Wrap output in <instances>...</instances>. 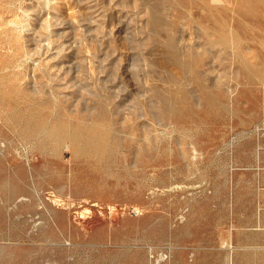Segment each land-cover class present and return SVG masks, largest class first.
Instances as JSON below:
<instances>
[{
    "label": "rangeland",
    "instance_id": "374dc122",
    "mask_svg": "<svg viewBox=\"0 0 264 264\" xmlns=\"http://www.w3.org/2000/svg\"><path fill=\"white\" fill-rule=\"evenodd\" d=\"M0 89V264H264V0H0Z\"/></svg>",
    "mask_w": 264,
    "mask_h": 264
},
{
    "label": "bare ground",
    "instance_id": "6f19581e",
    "mask_svg": "<svg viewBox=\"0 0 264 264\" xmlns=\"http://www.w3.org/2000/svg\"><path fill=\"white\" fill-rule=\"evenodd\" d=\"M250 1H251V0H250ZM246 6H247V5H246ZM153 11H154V10H153ZM18 27H19V25H18ZM22 28H23V27H22ZM6 53H7V52H6ZM17 56H18V55H17ZM15 57H16V56H15ZM20 66H22V65H20ZM12 69L14 70L13 66H12ZM12 69H11V70H12ZM23 69H24V68H23ZM23 69H22V70H23ZM4 70H5V69H4ZM7 71H8V70H7ZM7 71H6V72H7ZM15 71H16V70H15ZM15 73H16V72H15ZM17 73H18V72H17ZM5 74H6V73H5ZM10 75H11V74H10ZM12 75H13V74H12ZM21 76H22V75H21ZM19 77H20V76H19ZM22 77H23V76H22ZM10 78H13V77H10ZM4 79H5V78H4ZM32 79H33V78H32ZM1 80H2V79H1ZM11 80H12V79H11ZM16 80H17V78H16ZM33 80H34V79H33ZM33 80H32V81H33ZM6 81H7V80H6ZM9 83H10V82H9ZM7 84H8V83H7ZM5 85H6V84H5ZM32 85H33V84H32ZM34 86H35V85H34ZM2 88H3V87H2ZM6 88H7V87H6ZM13 88H14V87H13ZM22 89H23V88H22ZM30 89H31V88H30ZM36 89H37V88H36ZM0 90H1V89H0ZM2 90H3V89H2ZM17 90H18V88H17ZM14 91H16V89H14ZM20 91H21V87H20ZM6 92H7V91H6ZM31 92H32V91H31ZM42 92H43V91H42ZM15 93H16V92H15ZM15 93H14V94H15ZM18 93H20V92H18ZM21 93H22V92H21ZM8 94H9V93H8ZM51 94H53V92H52ZM15 95H17V93H16ZM22 95H24V94H22ZM33 95H34V94H33ZM5 96H6V95H5ZM18 96H19V98H20L21 95L19 94ZM18 96H16V98H17ZM58 96H59V95H58ZM12 97H13V95H12ZM22 97H23V96H22ZM54 97H55V96H54ZM24 98H25V97H24ZM27 98H28V97H27ZM12 99H13V98H12ZM14 99H15V98H14ZM14 99H13V100H14ZM36 99H37V98H36ZM42 99L45 100L44 98H42ZM16 100H18V99H16ZM20 100L22 101L23 99H20ZM43 100H42V101H43ZM51 100H53V99H51ZM56 100H58V99H56ZM1 101H2V100H1ZM11 101H12V100H11ZM14 101H15V100H14ZM54 101H55V100H54ZM9 102H10V101H9ZM15 102H16V101H15ZM24 102H26V101H24ZM36 102H37V101H36ZM36 102H33V103H36ZM26 103H27V102H26ZM31 103H32V102H31ZM37 103H38V102H37ZM24 104H25V103H24ZM46 104H47V103H46ZM31 105H32V104H31ZM43 105H45V104H43ZM58 105H59V104H58ZM177 105H178V104H177ZM15 106H17V105L15 104ZM15 106H13V108H14ZM26 106H27V105H26ZM38 106H39V104H38ZM175 106H176V105H175ZM178 106H179V105H178ZM4 107H5V106H4ZM4 107H3V108H4ZM11 107H12V106H11ZM18 107H19V106H18ZM22 107H23V106H22ZM33 107H34V106H33ZM43 107H44V106H43ZM59 107H60V106H59ZM61 107H62V106H61ZM5 108H6V107H5ZM37 108H38V107H37ZM182 108H183V107H182ZM198 108H199V107H198ZM9 109H10V108H9ZM32 109H33V108H32ZM56 109H58V108H56ZM59 109H61V108H59ZM59 109H58V110H59ZM183 109H184V108H183ZM5 110H6V109H5ZM5 110H3V111H5ZM7 110H8V109H7ZM23 110H25V109H23ZM40 110H41V109H40ZM40 110H39V112L42 111V110H41V111H40ZM12 111H13V110H12ZM43 111H44V110H43ZM59 111H60V110H59ZM62 111H63V110H62ZM179 111H180V110H179ZM181 111H183V110L181 109ZM22 112H23V111H22ZM29 112H30V111H29ZM37 112H38V111H37ZM35 113H36V112H35ZM54 113H55V112H54ZM58 113H59V112H58ZM4 114H5V113H4ZM23 114H24V113H23ZM48 114H49V113H48ZM52 115H53V114H52ZM57 115H58V114H57ZM0 116H1V115H0ZM33 116H35V115H33ZM39 116H41V115H39ZM55 116H56V115H55ZM8 117H9V116H8ZM59 117L61 118V116H59ZM5 118H6V117H5ZM34 118H35V117H34ZM36 118H37V117H36ZM42 118H43V117H42ZM55 118H56V117H55ZM63 118H64V117H63ZM102 118H103V117H102ZM24 119H25V118H24ZM40 119H41V118H40ZM52 119H53V118H52ZM56 119H57V118H56ZM73 120H74V119H73ZM6 121H7V120H6ZM27 121H28V120H27ZM31 121H32V119H31ZM37 121H38V120H37ZM37 121H36V124H37ZM46 121H47V120H46ZM46 121H45V122H46ZM49 121H51V120H49ZM59 121H60V119H59ZM69 121H70V120H69ZM81 121H82V120H81ZM97 121L99 122V125H100V121H99V119H97ZM103 121L105 122V120H103ZM3 122H4V121H3ZM34 122H35V120H34ZM45 122H43V123H45ZM60 122H61V121H60ZM11 123H12V121H11ZM23 123H24V122H23ZM30 123H31V122H30ZM43 123H42V124H43ZM49 123H50V122H49ZM56 123H57V122H56ZM68 123H69V122H68ZM75 123H76V122H75ZM83 123H84V122H83ZM34 124H35V123H34ZM16 125H17V124H16ZM27 125H28V123H27ZM32 125H33V124H32ZM51 125H52V124H51ZM54 125H55V124H54ZM57 125H58V124H57ZM70 125H71V124H70ZM72 125H73V124H72ZM89 125H90V124H89ZM89 125H88V126H89ZM35 126H36V125H35ZM37 126H38V124H37ZM40 126H41V125H40ZM45 126L48 127L47 125H45ZM60 126H61V124H60ZM83 126H84V125H83ZM88 126H87V127H88ZM92 126H94V125L92 124ZM95 126H97V125H95ZM100 126H101V125H100ZM102 126H103V125H102ZM105 126H106V125H105ZM21 127H22V126H21ZM23 127H24V125H23ZM33 127H34V126H33ZM33 127H32V128H33ZM38 127H39V126H38ZM38 127H37V128H38ZM49 127H50V126H49ZM58 127H59V126H58ZM69 127H70V126H69ZM72 127H74V126H72ZM103 127H104V126H103ZM9 128H11V127H9ZM42 128H43V127H42ZM52 128H54V127H52ZM52 128H51V129H52ZM43 129H44V128H43ZM43 129H42V130H43ZM78 129L80 130V128H78ZM102 129H103V128H102ZM102 129H101V130H102ZM10 130L12 131V129H10ZM38 130H39V129H38ZM61 130H63V128H62ZM68 130H69V128H68ZM68 130L66 129L65 131H68ZM85 130H87V129H85ZM101 130H99V131H101ZM103 130H104V129H103ZM26 131H27V130H26ZM34 131H35V129H34ZM52 131H53V130H52ZM55 131H56V130H55ZM58 131H60V130H58ZM65 131H64V132H65ZM14 132H15V131H14ZM24 132H25V131H24ZM27 132H28V131H27ZM48 132H49V131H48ZM79 132H80V131H79ZM81 132H82V131H81ZM83 132H84V130H83ZM85 132H86V131H85ZM87 132H88V131H87ZM30 133H32V132H30ZM50 133H51V132H50ZM92 133H93V132H92ZM100 133H101V132H100ZM102 133H104V131H102ZM102 133H101V134H102ZM20 134H21V133H20ZM41 134H42V133H41ZM71 134H72V133H71ZM80 134H81V133H80ZM97 134H98V133H96V135H97ZM104 134H105V133H104ZM104 134H103V135H104ZM23 135H24V134H23ZM59 135H60V133H59ZM65 135H66V134H65ZM73 135H75V134H73ZM78 135H79V134H78ZM83 135H84V134H83ZM89 135H91V134H89ZM93 135H95V134H93ZM16 136H17V135H16ZM18 136H19V135H18ZM21 136H22V134H21ZM26 136H27V135H26ZM29 136H31V135H29ZM34 136H35V135H34ZM57 136H58V135H57ZM67 136H68V135H67ZM67 136L65 137V139H67ZM97 136H98V135H97ZM97 136H95V137H97ZM99 136H102V135H99ZM106 136H107V135H106ZM48 137H49V136H48ZM52 137H53V136H52ZM62 137H63V136H62ZM62 137H61V138H62ZM73 137H74V136H73ZM82 137H83V136H82ZM88 137H89V136H88ZM36 138H37V136H36ZM57 138H58V137H57ZM61 138H60V139H61ZM84 138H85V137H84ZM84 138H83V139H84ZM91 138H92V137H91ZM93 138H94V137H93ZM93 138H92V139H93ZM98 138H99V137H98ZM105 138H106V137H105ZM30 139H31V138H30ZM38 139H39V138H38ZM78 139H79V138H78ZM89 139H90V138H89ZM92 139H90V140H92ZM100 139H101V138H99L98 140H100ZM10 140H11V139H10ZM61 140H62V139H61ZM31 141H34V140H31ZM59 141H60V140H59ZM79 141H80V140H79ZM79 141H78V142H79ZM81 141H82V140H81ZM102 141H105V140L103 139ZM106 141H107V139H106ZM0 142H1V141H0ZM26 142H27V141H26ZM29 142H30V141H29ZM108 142H109V141H108ZM20 143H21V142H20ZM33 143H34V142H33ZM33 143H31V144H33ZM81 143H82V142H81ZM81 143H80V145H81ZM91 143H92V142H91ZM94 143H95V142H94ZM99 143H100V142H99ZM109 143H110V142H109ZM28 144H29V143H28ZM83 144H84V143H83ZM86 144H87V143H86ZM97 144H98V142H97ZM103 144H104V143H103ZM103 144H101V145H103ZM105 144H106V142H105ZM22 145H23V144H22ZM74 145H75V144H74ZM3 146H5V145H3ZM7 146H9V145H7ZM11 146H12V145H11ZM15 146H16V145H15ZM17 146H18V145H17ZM90 146H93V145H90ZM96 146H97V145H96ZM96 146H95V147H96ZM107 146H108V145H107ZM114 146H115V145H114ZM0 147H1V146H0ZM64 147H65V146H64ZM76 147H77V145H76ZM76 147H75V148H76ZM101 147H102V146H101ZM105 147H106V146H105ZM1 148H2V147H1ZM5 148H6V147H4L3 150H5ZM8 148H9V147H8ZM13 148H16V147L13 146ZM33 148H34V146H33ZM67 148H68V147H67ZM70 148H71V147H70ZM78 148H79V145H78ZM81 148H82V147L80 146V149H81ZM30 149H31V148H30ZM96 149H97V148H96ZM103 149H105V148H103ZM106 149H107V148H106ZM106 149H105V150H106ZM26 150H27V149H26ZM75 150H76V149H75ZM82 150H85V151H86V149H82ZM17 151H18V150H17ZM31 151H32V150H31ZM71 151H72V150H71ZM80 151H81V150H80ZM80 151H79V152H80ZM25 152H26V151H25ZM63 152H64V151H63ZM108 152H109V151H108ZM9 153H10V152H9ZM31 153H32V152H31ZM31 153H30V154H31ZM48 153H49V152H48ZM72 153H74V152H72ZM104 153H105V152H104ZM2 154H3V153H2ZM14 154H15V152H14ZM25 154H26V153H25ZM32 154H33V153H32ZM74 154H75V153H74ZM74 154H73V155H74ZM78 154H79V153H78ZM78 154H77V155L75 154V155L78 156ZM96 154H97V153H96ZM100 154H101V153H100ZM105 154H106V153H105ZM23 156H25V155H23ZM33 156H34V155H33ZM54 157H55V156H54ZM1 158H2V157H1ZM56 158H57V157H56ZM61 158H62V157H61ZM74 158H75V156H74ZM28 159H29V158H28ZM34 159H35V158H34ZM57 159H58V158H57ZM102 159H103V158H102ZM29 160H30V159H29ZM61 160H62V159H61ZM63 160H64V159H63ZM72 160H73V159H72ZM103 160H105V158H104ZM32 161H33V159H32ZM68 163H70V162H68ZM28 165H29V164H28ZM34 169H35V168H34ZM40 171H41V169H40ZM35 172H36V171H35ZM52 172H53V170H52ZM33 173H34V172H33ZM30 175H31V172H30ZM38 175H39V174H38ZM39 176H40V175H39ZM7 178H9V177H7ZM11 178H12V177H11ZM28 178H30V177H28ZM37 178H38V177H37ZM32 179H33V178H32ZM39 179H40V178H39ZM39 179H38V180H39ZM47 179H48V177H47ZM52 179H53V178H52ZM28 180H29V179H28ZM34 180H35V179H34ZM49 180L51 181V179H49ZM2 181H4V180H2ZM10 181H11V179H10ZM40 181H41V180H40ZM11 182L13 183V180H12ZM11 182H10V183H11ZM34 183H35V182H34ZM40 183H41V182H40ZM1 184H2V183H1ZM16 184H17V183H16ZM26 184H27V183H26ZM31 184H32V183H31ZM50 184H52V183H50ZM6 185L8 186L9 184L6 183ZM13 185H14V183H13ZM11 186H12V185H11ZM29 186H30V185H29ZM13 187H14V186H13ZM17 187H18V186H17ZM35 187H36V186H35ZM44 187H45V186H44ZM0 189H1V188H0ZM8 189H9V188H8ZM12 189H13V188H12ZM15 189H17V188H15ZM4 190H5V189H4ZM13 190H14V189H13ZM29 190H30V189H29ZM6 191H7V190H6ZM24 191H25V190H24ZM0 192H3V191H0ZM8 192H9V191H8ZM17 192H18V191H17ZM5 193H6V192H5ZM56 193H57V192H56ZM8 194H9V193H8ZM8 194H6V195H8ZM2 195H3V194H2ZM9 196H11V194H10ZM15 196H16V195H15ZM16 198H17V197H16ZM3 199H5V198H3ZM15 200H16V199H15ZM9 201H10V200H8L7 202H9ZM0 204H1V203H0ZM0 208H1V207H0ZM4 208H5V206H4ZM1 211H2V210H1ZM3 211H4V210H3ZM231 238H232V236H231ZM231 242H232V241H231ZM221 244H223V243H221ZM228 244H229V243H228ZM231 244H232V243H231ZM228 246H229V245H228ZM231 246H232V245H231ZM229 250H230V248H229ZM229 250H228V252H229ZM233 251H234V250H233ZM234 253H235V252H234ZM229 254H230V253H229ZM231 255H232V254H231ZM229 258H230V256H229ZM227 259H228V258H227ZM227 262H228V261H227ZM230 262H231V261H229L228 264H230Z\"/></svg>",
    "mask_w": 264,
    "mask_h": 264
}]
</instances>
